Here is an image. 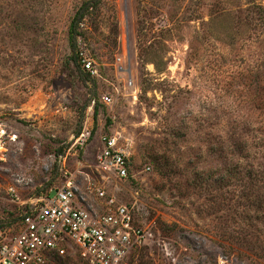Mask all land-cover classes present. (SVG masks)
<instances>
[{
  "label": "rangeland",
  "instance_id": "rangeland-1",
  "mask_svg": "<svg viewBox=\"0 0 264 264\" xmlns=\"http://www.w3.org/2000/svg\"><path fill=\"white\" fill-rule=\"evenodd\" d=\"M247 1L0 0V119L18 133L0 159V237L18 227L8 187L52 195L70 171L90 209L126 202L145 228L122 264H264V20ZM105 133L130 155L125 178L96 167Z\"/></svg>",
  "mask_w": 264,
  "mask_h": 264
},
{
  "label": "built area",
  "instance_id": "built-area-1",
  "mask_svg": "<svg viewBox=\"0 0 264 264\" xmlns=\"http://www.w3.org/2000/svg\"><path fill=\"white\" fill-rule=\"evenodd\" d=\"M80 60L90 74L97 72L89 57L81 56ZM102 98L105 102L113 100L108 93ZM17 139L16 130L0 119V159L6 157ZM100 141L96 167L107 176L127 177L130 155L120 144L118 135L101 134ZM67 172L66 168L64 173ZM76 188L70 171L55 185L52 195L47 192L22 197L13 187H8L10 199L17 206L18 227L0 237V264H45L53 254L69 251L87 264H122L146 236L145 228L136 221L132 205L118 202L92 210L81 201ZM97 193L103 196L104 190L98 187Z\"/></svg>",
  "mask_w": 264,
  "mask_h": 264
},
{
  "label": "trees",
  "instance_id": "trees-1",
  "mask_svg": "<svg viewBox=\"0 0 264 264\" xmlns=\"http://www.w3.org/2000/svg\"><path fill=\"white\" fill-rule=\"evenodd\" d=\"M249 2L248 5L245 7V10H248L249 12H254L257 14L258 18H260L261 20H264V6H262L261 4L255 3L253 0H249L247 1ZM91 5L90 2H86L84 4H82L74 13V16L70 22L69 25V35H70V41H71V45L73 47V49H75V37L77 35V24L80 20V18L83 15L84 10H86V8H88ZM74 61L76 62V64L78 65L80 63V56L78 54V52L75 50V54H74ZM77 133L79 132V130L76 131ZM245 146H247L246 141H238V142H234L233 143V152H236L238 155H240L241 157H244V149ZM243 153V154H242ZM253 157L256 158L257 154H260L263 158H264V150L262 152V150L257 149L253 152ZM261 163V162H260ZM260 164H256L254 165L253 163L249 162V167H247L246 169V175L248 177H251V181L253 183H256V181L258 180V177L256 178L255 181L252 180V176L253 175H257L259 172H257V169L259 168ZM229 169V168H228ZM17 218V217H16ZM64 255V254H63ZM62 254H53L50 259L54 258V257H60L63 256Z\"/></svg>",
  "mask_w": 264,
  "mask_h": 264
},
{
  "label": "clouds",
  "instance_id": "clouds-1",
  "mask_svg": "<svg viewBox=\"0 0 264 264\" xmlns=\"http://www.w3.org/2000/svg\"><path fill=\"white\" fill-rule=\"evenodd\" d=\"M226 109H228V110H230L231 109V104L229 103V102H225L224 103V105H223ZM192 111V114L194 115V116H199V111L197 110V109H192L191 110Z\"/></svg>",
  "mask_w": 264,
  "mask_h": 264
},
{
  "label": "water",
  "instance_id": "water-1",
  "mask_svg": "<svg viewBox=\"0 0 264 264\" xmlns=\"http://www.w3.org/2000/svg\"><path fill=\"white\" fill-rule=\"evenodd\" d=\"M59 78H63V76L62 75H60V77ZM68 83V82H67Z\"/></svg>",
  "mask_w": 264,
  "mask_h": 264
}]
</instances>
